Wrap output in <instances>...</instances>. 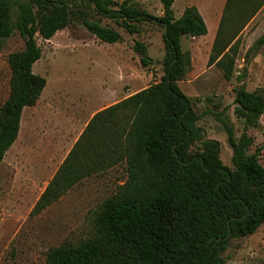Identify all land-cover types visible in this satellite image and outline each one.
I'll return each instance as SVG.
<instances>
[{
    "label": "trees",
    "instance_id": "1",
    "mask_svg": "<svg viewBox=\"0 0 264 264\" xmlns=\"http://www.w3.org/2000/svg\"><path fill=\"white\" fill-rule=\"evenodd\" d=\"M161 3L163 15L156 16L138 0H0V43L15 31L24 41V49L8 57L10 94L0 107V164L19 137L24 109L37 104L47 85L33 69L43 57L39 39L49 41L79 22L100 42L123 41L119 31L95 17L129 35L142 34L149 24L162 29L161 80L91 119L32 211L42 213L85 179L125 164L126 180L90 213L94 236L51 248L46 264H226L230 243L264 225V141L255 147L248 133L263 128L264 88L248 91L244 84L247 59L258 54L264 37L246 54L234 88L241 135L223 114L208 111L226 131L232 150L228 167L219 142L205 140L201 116L179 85L192 67L182 39L207 35V25L194 6L176 18L175 0ZM263 7L264 0L226 1L208 66L215 65L227 81L236 71L241 36ZM134 50L148 67V46L136 41Z\"/></svg>",
    "mask_w": 264,
    "mask_h": 264
},
{
    "label": "rangeland",
    "instance_id": "2",
    "mask_svg": "<svg viewBox=\"0 0 264 264\" xmlns=\"http://www.w3.org/2000/svg\"><path fill=\"white\" fill-rule=\"evenodd\" d=\"M115 1L121 3L124 0ZM138 3L156 16L163 15L161 0H138ZM185 4L186 0L176 1L173 6L176 17L180 18ZM16 18L17 8L14 7V22ZM94 20L119 31L123 41L117 44L100 42L79 22L59 31L49 41L39 39L43 57L35 65L34 72L44 77L47 85L37 106L24 111L17 142L0 164V264H46L51 248L77 244L94 236L91 211L115 195L117 187L127 178L123 163L85 179L42 213L32 214L47 188L43 191L45 180L37 181L38 170L41 171L45 167L43 162L49 161L60 150V143L52 142L53 136L44 134L47 127L62 130L65 137L75 128L71 119L80 116L84 119L105 102L106 89L111 93L110 103H113L123 98V94L136 93L159 82L164 75V42L159 26L149 24L142 34L129 35L108 19L95 17ZM209 24L213 27L214 23L209 21ZM212 35L213 28L207 41ZM262 37L264 9L241 36L236 71L230 81L215 65L208 66L211 48L194 38L183 42L184 48L191 51L192 67L179 83L180 88L201 116L198 126L205 140L219 142L221 160L228 167H232V150L226 131L219 118L208 111L223 114L221 117L234 124L237 137L241 135L243 121L234 114V88L240 85L238 76L246 66V54ZM136 41L148 46V55L152 59L148 67L142 65L140 55L134 50ZM23 49L24 41L18 31L0 43V107L10 94L8 57ZM247 60L244 78L247 90L264 88V46L256 56L250 54ZM248 133L255 138V147L260 146L264 141V120L262 130ZM261 161L264 164V152ZM31 166L36 170L29 172ZM224 258L226 264H264V225L250 237L233 240Z\"/></svg>",
    "mask_w": 264,
    "mask_h": 264
},
{
    "label": "crops",
    "instance_id": "3",
    "mask_svg": "<svg viewBox=\"0 0 264 264\" xmlns=\"http://www.w3.org/2000/svg\"><path fill=\"white\" fill-rule=\"evenodd\" d=\"M176 1L177 0H175V3H176ZM226 1L227 0H186L185 8L183 9V12H182L181 16L183 15V13H184V11H185V9L187 7L194 6V7H196L198 9V11L200 12L201 16L203 17V19H204V21H205V23L207 25L208 33H207V35H205L203 37H198V38H194V39L199 40L200 41L199 43H201V44H205V46H207L208 49H210V48L212 49V46H213L217 31H218V28H219V25H220V21H221V17H222V14H223V10H224ZM262 10H261V12H262ZM259 14L251 21V23L254 22L256 20V18L259 17ZM176 18H178V17H176ZM209 21H212L214 23L213 27L210 26ZM250 24H249V26H250ZM212 28H213L212 38L207 41L206 38L210 34ZM186 39H193V37H184L182 39V46H183L184 40H186ZM199 47H200V45H199ZM183 49H185L184 46H183ZM185 50H188V49H185ZM35 65H34L33 69H35ZM43 93H44V91H43ZM133 94H135V92L132 93V94H127V95L123 94V95H125L123 98H121L119 100H116L113 103H110L111 100H112V95L109 92V90L106 89V94H105L106 95V100H105V102L100 107L95 109V111L93 110V113L90 112L91 115L88 116V114H87L84 117V119H82L81 116L80 117H76L75 119H71L70 123L73 124V126H75V128H74V130L72 131L71 134H66L67 136H65V137H63V135H62L63 134L62 130L59 131V130H56V129L52 128V127H47L46 133H44V134H48V135L53 136L52 142L58 143V144L60 143V150L58 151L57 155H55V156L52 155L49 161L43 162L45 164V167H43L41 169V171H40V169L38 170V173L40 172V175L38 176V178H36L37 181H44L45 180V185H44L43 191L45 190V188L47 187L49 182L53 179V177L56 175L58 170L60 169V167L63 164V162L66 160V158L70 154L71 150L74 148V146L76 145V143L78 142V140L80 139V137L82 136L84 131L86 130L88 124L91 121V119L98 112H101V111L105 110L106 108H109V107L121 102L122 100L130 97ZM41 97H42V95H41ZM40 99H39V101H40ZM38 102H37V104H38ZM37 104L35 106L27 107V108H35L37 106ZM27 108H25L24 111ZM24 111H23V113H24ZM263 120H264V115L261 118V124L262 125H263ZM21 124H22V122H21ZM49 129H52V130H49ZM20 131H21V129H20ZM16 142H17V140H16ZM8 153H9V151L6 153L3 161H5L7 159V154ZM19 164H20V162L17 161L16 165L19 166ZM12 165H15V163H13ZM35 170H36V167L31 166V170L29 172H33Z\"/></svg>",
    "mask_w": 264,
    "mask_h": 264
}]
</instances>
